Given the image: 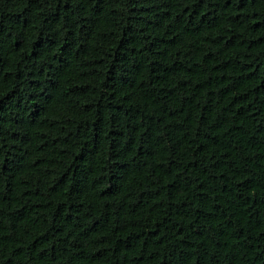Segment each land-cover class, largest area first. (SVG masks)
<instances>
[{"label":"trees","instance_id":"16d2710c","mask_svg":"<svg viewBox=\"0 0 264 264\" xmlns=\"http://www.w3.org/2000/svg\"><path fill=\"white\" fill-rule=\"evenodd\" d=\"M0 264H264V0H0Z\"/></svg>","mask_w":264,"mask_h":264}]
</instances>
